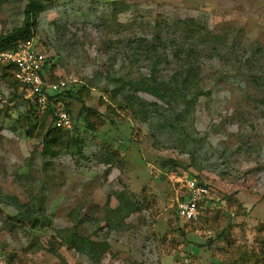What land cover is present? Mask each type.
<instances>
[{"label":"rangeland","instance_id":"obj_1","mask_svg":"<svg viewBox=\"0 0 264 264\" xmlns=\"http://www.w3.org/2000/svg\"><path fill=\"white\" fill-rule=\"evenodd\" d=\"M31 1L0 0V38ZM34 1L45 9L17 48L73 92L60 128L83 113L94 130L82 119L79 146L45 155L54 114L33 111L32 129L30 99L0 64L5 264H264V0ZM180 177L211 189L196 222L176 213ZM40 206L51 225L16 217ZM73 233L100 261L70 247Z\"/></svg>","mask_w":264,"mask_h":264},{"label":"trees","instance_id":"obj_2","mask_svg":"<svg viewBox=\"0 0 264 264\" xmlns=\"http://www.w3.org/2000/svg\"><path fill=\"white\" fill-rule=\"evenodd\" d=\"M45 9L44 4L41 1H31L28 6L25 9V19L22 24V26L15 28L13 31H11L6 36H3L0 38V52H11L15 51L18 47V44L22 42H27L32 36L34 29L36 27V20L39 13L43 12ZM209 32H205L204 34H208ZM12 65H4V70H9L12 68ZM47 66L45 65V69ZM44 69V72H45ZM45 74V73H44ZM6 78V77H5ZM15 83H19L17 80ZM131 84L133 82H130ZM136 86H139L140 89H143L144 91H147L148 93H151L153 95H156L157 97L163 99L162 97L165 95L159 94V90L156 88L157 85L154 82L151 81H139ZM194 84L190 82L189 78H186V89L193 86ZM161 93V92H160ZM117 94V92H115ZM73 92L71 90H62L52 96H50V102L45 110V113H53V123L47 128L44 135H42V145L44 149L45 155H50L51 157H56L59 154V151H56L57 147H60L64 141V148L66 151L71 150L74 147L79 146L80 142L77 140V131L79 129V122L83 119L84 120V128L88 130H94L93 124L91 122H88L85 118H83L85 115L83 113L79 114L75 119L72 120V129L70 131H65L63 128H60L61 126L58 125L57 117H56V105L60 102V100H71L73 99ZM30 101V100H29ZM30 109L28 111V123L31 126V128H36L35 124V114L34 112L37 111L36 109H41L40 106H37L34 104V102H29ZM62 109L69 114L71 118V109L69 107H63ZM34 111V112H33ZM87 111L94 112L91 109H87ZM33 112V113H32ZM95 113V112H94ZM74 117V116H73ZM26 131L29 132L30 128H26ZM16 203L20 204L19 199L16 200ZM39 213H36L34 211H28V212H18L17 216L21 220H28L34 228H38L42 225L43 222H48L49 225H51V221L49 220V217L46 215V210L44 207L40 206L38 207ZM41 223V224H40ZM70 247L74 246L78 252L84 253L91 258H96V262L100 261V257L97 255L96 252V245L91 243L89 240H84L79 237H77L76 233H73L71 237L68 239ZM105 251V250H104Z\"/></svg>","mask_w":264,"mask_h":264},{"label":"built area","instance_id":"obj_3","mask_svg":"<svg viewBox=\"0 0 264 264\" xmlns=\"http://www.w3.org/2000/svg\"><path fill=\"white\" fill-rule=\"evenodd\" d=\"M0 64L12 65L15 79L25 89L27 98L32 100L42 110L50 102V96L62 91L65 82L54 83L44 75L46 59L30 46H20L13 52H0ZM0 102H5L0 94ZM56 105V117L59 126L70 127V116ZM175 195V208L178 217L187 222H196L203 215L205 207L212 203L211 189L196 178L180 177ZM0 264H5L4 256L0 253Z\"/></svg>","mask_w":264,"mask_h":264},{"label":"crops","instance_id":"obj_4","mask_svg":"<svg viewBox=\"0 0 264 264\" xmlns=\"http://www.w3.org/2000/svg\"><path fill=\"white\" fill-rule=\"evenodd\" d=\"M204 183V182H203ZM186 222V221H185Z\"/></svg>","mask_w":264,"mask_h":264}]
</instances>
